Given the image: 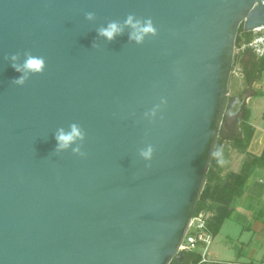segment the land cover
I'll list each match as a JSON object with an SVG mask.
<instances>
[{
    "label": "water",
    "instance_id": "water-1",
    "mask_svg": "<svg viewBox=\"0 0 264 264\" xmlns=\"http://www.w3.org/2000/svg\"><path fill=\"white\" fill-rule=\"evenodd\" d=\"M129 15L157 35L130 40ZM241 24H264L263 0H0V264L182 261ZM26 53L45 68L17 85ZM73 123L84 140L57 152Z\"/></svg>",
    "mask_w": 264,
    "mask_h": 264
},
{
    "label": "trees",
    "instance_id": "trees-1",
    "mask_svg": "<svg viewBox=\"0 0 264 264\" xmlns=\"http://www.w3.org/2000/svg\"><path fill=\"white\" fill-rule=\"evenodd\" d=\"M251 32L244 30L243 24L240 25L236 46L242 41L249 39ZM240 63L243 65L249 82L257 80L264 69V57H257L253 52L247 50L243 53H235L234 66ZM240 115L227 123L224 118L221 125L220 134L208 171V178L197 203L195 213L200 211L211 212L212 215L207 220L211 230L218 227L225 216L228 215L231 203L235 197L242 192V187L249 177L252 168L256 165L264 164V150L261 155L247 154V158L242 163L239 172L223 171V160L228 150L227 144L232 145L239 152H246L255 132V127L249 122L251 110L245 102L239 111ZM226 123V129H223ZM201 260V254L197 250H184L182 261L173 259L170 264H193Z\"/></svg>",
    "mask_w": 264,
    "mask_h": 264
},
{
    "label": "crops",
    "instance_id": "crops-1",
    "mask_svg": "<svg viewBox=\"0 0 264 264\" xmlns=\"http://www.w3.org/2000/svg\"><path fill=\"white\" fill-rule=\"evenodd\" d=\"M236 66L243 68L240 63ZM241 77H246L244 69ZM251 124L255 132L246 152H241L243 156L249 153L261 155L264 150V128ZM227 171L235 170L223 168L222 173ZM212 232L214 239L209 248L210 260H199L193 264H264V164L252 168L241 194L232 201L228 215ZM193 250L201 254L203 249L199 245Z\"/></svg>",
    "mask_w": 264,
    "mask_h": 264
},
{
    "label": "clouds",
    "instance_id": "clouds-1",
    "mask_svg": "<svg viewBox=\"0 0 264 264\" xmlns=\"http://www.w3.org/2000/svg\"><path fill=\"white\" fill-rule=\"evenodd\" d=\"M88 20L94 19V13L88 12L85 14ZM124 26L130 27L132 29L129 38L134 40L136 43H143L146 36H156L157 29L151 18L147 19H136L133 15H129L124 21ZM119 22L112 21L107 27H101L98 29V34L105 37L107 40L111 41L118 34L123 32V27ZM26 59L23 65L13 64V68L18 72H23L24 74L14 81L17 85H23L28 77L29 73L41 74L45 68V60L43 57H36L31 55V53H26ZM11 59L16 61L18 56H12ZM154 111L151 115H154ZM85 134L81 127L75 123L70 125V131L65 132L63 128L57 131L55 139L57 141V152L61 150H66L70 145L76 141H83ZM73 153L76 155L83 156L85 153L81 151V147L72 149ZM153 147L151 145L147 146L146 149H142L140 155L145 160H150L153 154Z\"/></svg>",
    "mask_w": 264,
    "mask_h": 264
},
{
    "label": "built area",
    "instance_id": "built-area-1",
    "mask_svg": "<svg viewBox=\"0 0 264 264\" xmlns=\"http://www.w3.org/2000/svg\"><path fill=\"white\" fill-rule=\"evenodd\" d=\"M248 32H251L250 38L237 45L235 51L238 53H243L247 50H250L257 57H264V24L256 26ZM232 73L242 76V66H234L233 64ZM211 215L212 213L208 211H200L197 214H194L189 223V227L182 245L180 246V249L182 250H193L200 245L203 249L200 262L210 260L208 254L209 248L214 239V234L208 226L207 220Z\"/></svg>",
    "mask_w": 264,
    "mask_h": 264
},
{
    "label": "rangeland",
    "instance_id": "rangeland-1",
    "mask_svg": "<svg viewBox=\"0 0 264 264\" xmlns=\"http://www.w3.org/2000/svg\"><path fill=\"white\" fill-rule=\"evenodd\" d=\"M248 80L249 79H247L246 77L242 78L241 76L232 73L229 83V96H233L238 93H247L248 95H250L248 102L246 100V103L251 110V117L249 119V122L258 127L264 128V69L260 73V76L255 83L251 84V82H249ZM227 123H230L229 120H227ZM223 129H226V123H224ZM254 146L255 148H257L256 143ZM227 148L228 150L223 160V168L225 170L234 168L235 171H239L241 169V162L243 163L248 155L246 154L243 156L241 152H239L230 144H227ZM256 174L257 173H255L254 175Z\"/></svg>",
    "mask_w": 264,
    "mask_h": 264
},
{
    "label": "flooded vegetation",
    "instance_id": "flooded-vegetation-1",
    "mask_svg": "<svg viewBox=\"0 0 264 264\" xmlns=\"http://www.w3.org/2000/svg\"><path fill=\"white\" fill-rule=\"evenodd\" d=\"M240 93L238 94H235L233 96H229V101H232V111L231 112H228L224 118H226V120H229V122H233L234 119H236V117L238 115H240L239 111L241 110L243 104L246 102H244L242 105H241V108L239 110L236 111V106H237V102H238V99L236 98L237 95H239ZM236 104V105H235Z\"/></svg>",
    "mask_w": 264,
    "mask_h": 264
}]
</instances>
